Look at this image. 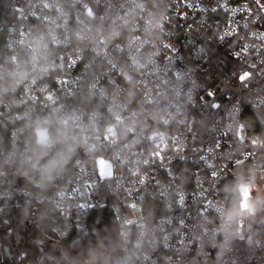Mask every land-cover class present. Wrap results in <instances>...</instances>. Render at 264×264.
Listing matches in <instances>:
<instances>
[{
    "label": "built area",
    "instance_id": "2783aa9c",
    "mask_svg": "<svg viewBox=\"0 0 264 264\" xmlns=\"http://www.w3.org/2000/svg\"><path fill=\"white\" fill-rule=\"evenodd\" d=\"M14 2L0 60V264H38L44 232L103 237L105 209L120 245L107 264H264V0ZM53 115L76 117L81 146L67 157ZM227 181L251 188L238 216Z\"/></svg>",
    "mask_w": 264,
    "mask_h": 264
},
{
    "label": "trees",
    "instance_id": "16d2710c",
    "mask_svg": "<svg viewBox=\"0 0 264 264\" xmlns=\"http://www.w3.org/2000/svg\"><path fill=\"white\" fill-rule=\"evenodd\" d=\"M15 2L14 0H0V60L6 54V49L4 47V42L7 37L6 26L8 22L15 15ZM225 195L228 198V207L232 216H238L239 205H240V193L234 191V186H230L227 181L224 186ZM236 189V188H235ZM103 215V219H98L95 223L98 229L103 234L101 239V245L109 251L110 257L117 253V248L119 245V238L117 234H105L107 227L111 225L113 221L112 212L108 209L96 212V216L99 217ZM96 236V235H95ZM94 234L83 241L70 242V239H59L54 234L50 232H44L40 236L41 240L33 242L31 246V257L38 262V264H55L53 262L54 258H57L62 254L63 248H75L79 243L84 241L92 240Z\"/></svg>",
    "mask_w": 264,
    "mask_h": 264
},
{
    "label": "rangeland",
    "instance_id": "374dc122",
    "mask_svg": "<svg viewBox=\"0 0 264 264\" xmlns=\"http://www.w3.org/2000/svg\"><path fill=\"white\" fill-rule=\"evenodd\" d=\"M98 171L102 175H112L113 166L111 161L100 159L97 163ZM237 185H241L236 182ZM241 210L249 209L252 205L250 199L252 197L251 188L246 185L240 187ZM244 220L240 219V230H243ZM101 236H94L92 240L79 243L75 248H63L62 254L53 259L55 264H107L110 253L101 245Z\"/></svg>",
    "mask_w": 264,
    "mask_h": 264
},
{
    "label": "clouds",
    "instance_id": "9594fccd",
    "mask_svg": "<svg viewBox=\"0 0 264 264\" xmlns=\"http://www.w3.org/2000/svg\"><path fill=\"white\" fill-rule=\"evenodd\" d=\"M42 46L43 45L40 42H37L36 44L37 49L41 48ZM13 79H15V75ZM52 121L58 122L61 125L62 130L60 134L54 139L56 143H61L64 145V148L62 149L60 155H62L63 157H67V155H69L76 147L81 146L77 140L70 137L72 126L76 123V117L75 115H71V116L62 118V117L53 115ZM69 139H72L71 143H67ZM59 162H60L59 159H56L52 162V164L45 166V168L43 169L44 179H51V174L49 172V169H54L55 166H58ZM223 215L225 218H227L228 211H225Z\"/></svg>",
    "mask_w": 264,
    "mask_h": 264
},
{
    "label": "flooded vegetation",
    "instance_id": "af4514ba",
    "mask_svg": "<svg viewBox=\"0 0 264 264\" xmlns=\"http://www.w3.org/2000/svg\"><path fill=\"white\" fill-rule=\"evenodd\" d=\"M109 261V260H108Z\"/></svg>",
    "mask_w": 264,
    "mask_h": 264
}]
</instances>
